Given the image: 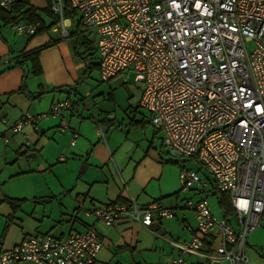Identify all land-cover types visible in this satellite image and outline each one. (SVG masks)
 I'll return each mask as SVG.
<instances>
[{
  "label": "built area",
  "instance_id": "obj_1",
  "mask_svg": "<svg viewBox=\"0 0 264 264\" xmlns=\"http://www.w3.org/2000/svg\"><path fill=\"white\" fill-rule=\"evenodd\" d=\"M20 1L0 0V9ZM43 1L53 15L68 13L93 32L101 82L127 84L125 76L133 75L128 84L139 93L137 109L161 134L166 158L196 162L212 177L214 191L229 196L235 227L211 213L207 197L183 203L195 228H187L189 241L168 242L180 255L164 264H187L184 256L247 264V238L264 221V0ZM12 26L23 37L39 27L22 21ZM71 106L64 100L47 113L25 114L9 131L37 129ZM77 139L73 133L70 145ZM179 182L182 192L210 184L184 167ZM86 214L107 225L128 219L149 229L176 212L158 201L140 206L130 199ZM101 248L93 228L63 239L31 235L2 252L0 264H94Z\"/></svg>",
  "mask_w": 264,
  "mask_h": 264
},
{
  "label": "crops",
  "instance_id": "obj_2",
  "mask_svg": "<svg viewBox=\"0 0 264 264\" xmlns=\"http://www.w3.org/2000/svg\"><path fill=\"white\" fill-rule=\"evenodd\" d=\"M64 18L57 16V20ZM67 20L80 26L75 17ZM12 25L6 27L0 21V254L26 236L63 239L93 228L102 240L94 264H164L179 256L168 242L189 241L187 228H195L183 203L209 197V193H215L214 188L197 186L188 196H182L177 163L166 158L161 134L136 111L128 117L131 129L123 139L118 138L113 151L102 127L112 129L115 118L103 111L84 116L82 99L60 117L41 122L37 129L26 125L19 134H12L10 127L23 115L42 114L52 104L68 100L67 91H73L72 85L83 72L82 65H73L59 44L42 53L40 76L30 74L29 64L8 69L22 54L57 41L45 34L19 36ZM95 67L98 70L97 55ZM23 82L30 97L17 93ZM74 116L76 123H72ZM73 133L78 139L71 146ZM100 137L107 148L97 140ZM26 154L32 156L27 158ZM130 199L140 206L158 201L175 210L176 215L145 229L128 219L107 225L86 214L98 205L124 204ZM230 218L235 227L233 213L226 218L233 224ZM261 235L263 231H254L247 238V264H264ZM183 258L187 264H206L194 257Z\"/></svg>",
  "mask_w": 264,
  "mask_h": 264
},
{
  "label": "rangeland",
  "instance_id": "obj_3",
  "mask_svg": "<svg viewBox=\"0 0 264 264\" xmlns=\"http://www.w3.org/2000/svg\"><path fill=\"white\" fill-rule=\"evenodd\" d=\"M29 3L39 10V15L44 21V26H47V29L45 31L37 32V34L35 35L45 34L52 39L57 38V41H53L55 42L54 46H57L59 44V48L62 52H65L67 55H69V59H71L73 65H82L83 72L72 85L73 92H71L69 96L67 95L69 97L67 101H69L72 105L74 102H76L74 104H78L79 99L84 100V104L81 107V112H83L84 116H88L90 113L95 114L97 112L103 111L109 112L111 116L110 118H115V120L112 121V129L108 128L106 125L102 127L107 145L113 151V146L119 143L118 138L121 137L123 139L126 132L131 129L128 118L130 114L136 111L139 117L144 115L141 109L134 110V108L137 107L139 93L129 85L132 83L133 75L128 74L127 76H125L126 81L129 84H123L124 82L122 79L107 83L101 82L98 70L95 67L97 53L93 45V32L88 31L81 26H77L78 24H74V21H68L67 18L57 20L54 24H51V17L45 12L47 8L45 1L29 0ZM6 27H9V25H7ZM250 48L251 45H248V49ZM42 53L38 58L40 67V59ZM76 119L77 117L74 116L72 123H76ZM107 119H109V116ZM89 127L91 130V126ZM149 127L152 129L151 126ZM110 138L112 139V141ZM97 140H99L106 147L102 137L98 138ZM82 166L83 165L81 164L77 174H79V172L81 171ZM176 166L179 169L178 181L180 171L184 167L185 169L196 170L202 179H209V181L212 182V177L205 171V169L201 168V166L194 161L187 160L184 163H177ZM208 187L213 189L211 183L208 184ZM180 193L182 196H188L191 192L180 191ZM208 195L210 196L207 197V203L211 213L217 218H222L223 212L219 205L220 195L216 192L214 194L209 193ZM196 198L197 197L192 200L196 201ZM186 211L189 213L193 225V214L188 210ZM230 220L233 225H235L234 219L230 218ZM260 231L264 232V221L262 226L255 232ZM261 237H264V235H261ZM262 244L264 245V240H262Z\"/></svg>",
  "mask_w": 264,
  "mask_h": 264
},
{
  "label": "trees",
  "instance_id": "obj_4",
  "mask_svg": "<svg viewBox=\"0 0 264 264\" xmlns=\"http://www.w3.org/2000/svg\"><path fill=\"white\" fill-rule=\"evenodd\" d=\"M46 14L49 15L52 19V23L54 24L57 20V16L53 15V13L50 11L49 6H47L45 10ZM64 16L66 18H69L70 15L68 13H65ZM0 21L4 25H10L14 24L17 21H22L31 25H38L37 32L45 31L47 27L44 26V21L39 15V10L32 6L28 0H22L20 2L15 3L12 5L9 9H0ZM36 32V34H37ZM55 42H49L43 46H40L32 51L26 52L20 56V59L14 63L13 66H10L8 69L13 67H23L26 64H29L30 66V74L32 76H40L42 73L40 64H39V56L40 54L53 47ZM24 81V79H23ZM58 91H61V89H56ZM73 92L71 89L67 91V94L70 95V93ZM18 94H21L25 97H30V94L26 91V87L24 82L22 83V86L17 92ZM77 104H72L71 109H73ZM177 163V162H174ZM217 193V192H216ZM220 195L219 197V205L223 212V217L227 218L231 216L232 210L230 205L229 196L225 193H218ZM12 205L18 204L17 202L10 201Z\"/></svg>",
  "mask_w": 264,
  "mask_h": 264
},
{
  "label": "water",
  "instance_id": "obj_5",
  "mask_svg": "<svg viewBox=\"0 0 264 264\" xmlns=\"http://www.w3.org/2000/svg\"><path fill=\"white\" fill-rule=\"evenodd\" d=\"M26 152V150H24L22 153H25ZM30 156H32V155H30V154H26V157L27 158H29Z\"/></svg>",
  "mask_w": 264,
  "mask_h": 264
}]
</instances>
